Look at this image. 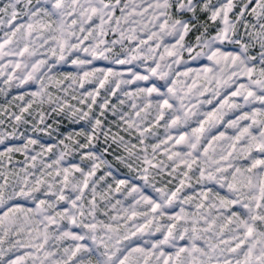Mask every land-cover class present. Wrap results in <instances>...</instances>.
Returning a JSON list of instances; mask_svg holds the SVG:
<instances>
[{
    "label": "snow or ice",
    "instance_id": "snow-or-ice-1",
    "mask_svg": "<svg viewBox=\"0 0 264 264\" xmlns=\"http://www.w3.org/2000/svg\"><path fill=\"white\" fill-rule=\"evenodd\" d=\"M0 264H264V0H0Z\"/></svg>",
    "mask_w": 264,
    "mask_h": 264
}]
</instances>
